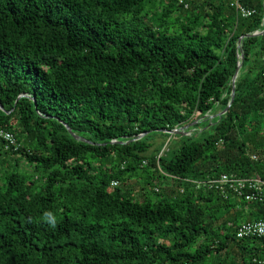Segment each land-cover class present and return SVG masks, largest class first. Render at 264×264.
<instances>
[{"label": "trees", "instance_id": "16d2710c", "mask_svg": "<svg viewBox=\"0 0 264 264\" xmlns=\"http://www.w3.org/2000/svg\"><path fill=\"white\" fill-rule=\"evenodd\" d=\"M183 1L0 0V264H264V198L186 181L264 180V0Z\"/></svg>", "mask_w": 264, "mask_h": 264}, {"label": "built area", "instance_id": "2783aa9c", "mask_svg": "<svg viewBox=\"0 0 264 264\" xmlns=\"http://www.w3.org/2000/svg\"><path fill=\"white\" fill-rule=\"evenodd\" d=\"M179 3L183 4L184 1L179 0ZM232 6L235 7L244 18L251 17L256 12L255 10L245 8L240 3V0H234ZM0 140L3 141L5 150L7 151H18L21 146L16 136L10 132L1 130ZM186 181L192 182L198 189L208 188L210 190H215L226 200L232 195L244 199L249 203L261 202L264 198V180L260 177L241 178L236 175L223 174L218 178L207 179L201 182L191 180ZM118 184L117 181H114L112 186L117 187ZM156 191L159 192V188H156ZM236 238L238 240L264 239V221H249L241 223L237 228Z\"/></svg>", "mask_w": 264, "mask_h": 264}, {"label": "rangeland", "instance_id": "374dc122", "mask_svg": "<svg viewBox=\"0 0 264 264\" xmlns=\"http://www.w3.org/2000/svg\"><path fill=\"white\" fill-rule=\"evenodd\" d=\"M175 135V134H174ZM174 135H170L169 137L163 136V135H157L155 137V143L154 147L152 148L151 152H153L156 149H161L162 148V153L163 152H169L177 148L180 143H179V138H176ZM24 168L29 169L28 166L24 165ZM128 188L132 189L137 196L141 195V186L139 185L138 182L132 181L129 183ZM150 190V189H149ZM149 190H145L144 192H148ZM205 240L201 239L198 242V245L204 243ZM212 242H209L211 244ZM195 245L193 248L190 249L191 252H193L196 249ZM198 247V246H197ZM239 250L236 247L235 243H230L229 247L226 250L221 251L220 253H214V255L210 256V264H234L241 262V257L238 255ZM235 254L236 257H235Z\"/></svg>", "mask_w": 264, "mask_h": 264}, {"label": "water", "instance_id": "95a60500", "mask_svg": "<svg viewBox=\"0 0 264 264\" xmlns=\"http://www.w3.org/2000/svg\"><path fill=\"white\" fill-rule=\"evenodd\" d=\"M255 35H259V33H256ZM244 58V57H243ZM240 67H241V65L239 66V68H238V70H237V72H236V75H235V77H234V79H233V89H232V99H231V104L229 105V107L226 109V111H224V112H222L221 114H220V116H222V115H224L229 109H230V107H231V105H232V103H233V101H234V99H235V94H236V87H235V83H236V78H237V76H238V73H239V70H240ZM2 108V107H1ZM67 129H68V131L76 138V140H80V138L78 137V136H76V135H74L72 132H71V129L69 128V127H67ZM185 129H187V128H185ZM167 133H169V134H185L184 133V129H179V130H175V131H166Z\"/></svg>", "mask_w": 264, "mask_h": 264}, {"label": "clouds", "instance_id": "9594fccd", "mask_svg": "<svg viewBox=\"0 0 264 264\" xmlns=\"http://www.w3.org/2000/svg\"><path fill=\"white\" fill-rule=\"evenodd\" d=\"M55 225H53V227H54Z\"/></svg>", "mask_w": 264, "mask_h": 264}]
</instances>
